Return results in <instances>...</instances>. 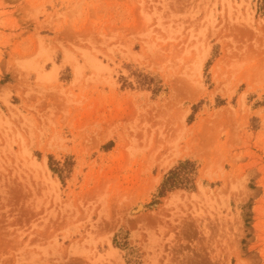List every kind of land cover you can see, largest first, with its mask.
<instances>
[{
	"label": "rangeland",
	"instance_id": "obj_1",
	"mask_svg": "<svg viewBox=\"0 0 264 264\" xmlns=\"http://www.w3.org/2000/svg\"><path fill=\"white\" fill-rule=\"evenodd\" d=\"M0 264H264V0H0Z\"/></svg>",
	"mask_w": 264,
	"mask_h": 264
},
{
	"label": "trees",
	"instance_id": "obj_2",
	"mask_svg": "<svg viewBox=\"0 0 264 264\" xmlns=\"http://www.w3.org/2000/svg\"><path fill=\"white\" fill-rule=\"evenodd\" d=\"M183 185V183L179 180L178 178V172L177 170H173L170 172V176H168L165 179V182H163V190L167 191V190H171L173 188H181ZM168 186V187H167Z\"/></svg>",
	"mask_w": 264,
	"mask_h": 264
},
{
	"label": "bare ground",
	"instance_id": "obj_3",
	"mask_svg": "<svg viewBox=\"0 0 264 264\" xmlns=\"http://www.w3.org/2000/svg\"><path fill=\"white\" fill-rule=\"evenodd\" d=\"M192 198V197H191ZM188 199H190V198H188ZM194 199V198H193ZM191 202V201H190ZM113 257V256H112Z\"/></svg>",
	"mask_w": 264,
	"mask_h": 264
}]
</instances>
